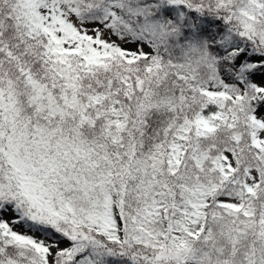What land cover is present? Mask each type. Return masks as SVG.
Masks as SVG:
<instances>
[{"label":"snow or ice","instance_id":"snow-or-ice-1","mask_svg":"<svg viewBox=\"0 0 264 264\" xmlns=\"http://www.w3.org/2000/svg\"><path fill=\"white\" fill-rule=\"evenodd\" d=\"M0 264H264V0H0Z\"/></svg>","mask_w":264,"mask_h":264}]
</instances>
